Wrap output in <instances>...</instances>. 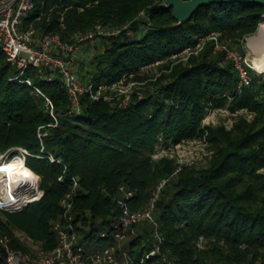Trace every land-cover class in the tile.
I'll list each match as a JSON object with an SVG mask.
<instances>
[{"label": "trees", "instance_id": "16d2710c", "mask_svg": "<svg viewBox=\"0 0 264 264\" xmlns=\"http://www.w3.org/2000/svg\"><path fill=\"white\" fill-rule=\"evenodd\" d=\"M32 1L35 10L28 24L65 41L98 24L132 23L131 34L101 38L103 52L90 62L91 69L80 72L95 86L131 73L133 80L145 81L147 75L138 73L141 66L169 61L143 87V98L133 95L124 107L84 97L78 114L70 112L60 78L49 82L29 68L22 80L30 79L52 102L58 119L52 127L46 99L27 83L10 81L19 72L0 48V154L26 150L25 165L38 178L34 189L40 178L43 191L20 213L0 212V238L7 236L13 249L30 253L16 237L18 230L40 249L53 250L58 244L53 223L61 218L60 203L76 177L72 223L89 249L114 247L120 261L121 252H127L138 262L152 249L157 232L163 238L162 254L176 264H264V78L251 71L252 84L239 92L233 65L213 52L212 42L185 63L170 61L212 32L231 48L240 45L257 31L264 5L212 2L178 23L165 0ZM217 109L246 111L253 118L239 117L231 129L204 125L207 113ZM40 127L47 133L42 140ZM202 139L213 151L205 167L185 166L173 176V160L153 158L161 146ZM42 147L61 164L38 158L44 157ZM61 176L66 182L59 181ZM169 176L153 220L142 223L149 224V232L132 237L121 251L122 241L112 234L121 217L119 201L138 210ZM126 192L132 197L127 199ZM105 231L109 236L100 238ZM147 264H160V256Z\"/></svg>", "mask_w": 264, "mask_h": 264}, {"label": "built area", "instance_id": "2783aa9c", "mask_svg": "<svg viewBox=\"0 0 264 264\" xmlns=\"http://www.w3.org/2000/svg\"><path fill=\"white\" fill-rule=\"evenodd\" d=\"M34 10L35 6L32 0H0V48L5 53L7 60L15 66L19 72L16 76L11 78L10 81L27 83L46 99L50 114L54 119V123L50 124L52 127H56L58 124V119L53 112L52 102L32 84L30 79L22 80L29 68H34L39 77L49 82L54 81L56 78H60L62 86L69 96L70 112L78 114L80 113L81 100L84 97H89L94 101L103 100L112 103L118 102L120 106L124 107L131 103L133 95L143 98L144 95L140 94L138 90L142 89L149 81H155L161 74L158 70L159 66L169 61L158 60L141 66L138 71L140 74H146L148 71L152 70L158 72L155 77L147 78L145 81L139 82L133 80L135 73H131L123 75L119 81L113 84H100L95 86L92 82L84 81L77 74L76 62L80 49L84 44L94 43L97 39L115 37L124 32L131 34L132 23H126L120 26H103L98 24L87 32H77L73 34L69 40L65 41L59 34L39 32L34 27L33 23L28 24ZM143 16L144 13H141L140 17ZM37 19L39 20L40 18L38 17ZM208 42L213 43V52L224 54L225 60L230 61L233 65L238 76L237 90L241 92L245 88H248L253 82L251 71L257 72L254 65L246 54L222 43L218 33L212 32L206 36L199 37L197 43L193 47H187L181 53L172 55L170 61H174V63H185L191 56L198 55ZM222 110L225 111L228 109H217L208 112L203 124L211 126L210 124H206L207 116L211 112ZM238 112L240 111L235 113ZM42 129L43 127H40L38 133L40 140L47 135L46 132H41ZM200 141H203V143L210 148L205 139ZM182 144L168 148L161 146L157 149L153 158L159 160L166 157L160 155L161 152L159 149L164 152L175 149ZM41 152L44 157L38 156V158H47L52 163L57 162L61 164V160H57L51 153H46L43 147ZM11 153L19 154V157L23 158L24 163L26 156L29 155L26 150L20 148L10 150L4 155H9ZM212 154L213 151L211 150L210 157ZM176 165L177 168L173 176L185 166H199L196 162L182 161H179ZM173 176L163 179L153 192L150 200L138 210H131L127 202L119 201L121 217L119 223L116 224L112 230V234L116 239L123 241L127 237L128 232L131 231V228L138 224L153 220L156 203L160 193ZM59 181L61 183L66 182L63 176L59 178ZM39 186L40 180L37 190L28 192V196H31V198L20 203L7 202L0 205V212H22L29 204L43 196V191ZM77 188L78 178L73 177L72 191L67 194L60 203L62 208L61 218L53 223V230L58 238V244L53 250L44 251L39 249L34 254L23 252L13 249L10 246V239L7 236H3L0 238V264H147L149 260L158 258L159 256L160 264H176L175 261L162 254L163 238L157 232L154 233V244L152 249L145 253L138 262H133L131 256L127 252H121L122 261H120L115 255L114 247L90 251L86 243L80 242L79 236L72 223V197ZM121 190L125 192L123 188H121ZM132 195L131 192L125 193L127 199L132 197ZM108 236L109 232L105 231L100 235V238L103 239ZM27 241L31 243L34 242L29 237H27Z\"/></svg>", "mask_w": 264, "mask_h": 264}, {"label": "rangeland", "instance_id": "374dc122", "mask_svg": "<svg viewBox=\"0 0 264 264\" xmlns=\"http://www.w3.org/2000/svg\"><path fill=\"white\" fill-rule=\"evenodd\" d=\"M257 35H258V32H255L252 36L247 37L243 42H241L240 45L233 44V47L240 52L243 51L242 53L248 56V58L251 60L252 64L254 65V68L256 70H260V68L257 66L259 68L258 69L256 65L254 64V59H255L254 50L250 46V40L256 37ZM103 50H104V46H103L102 39H97L94 43L84 44V46H82V48L80 49L78 53L79 56L76 62L77 74L79 75V74L85 73V71H87L88 69H91L90 62L94 59L95 56L101 54ZM262 52H264V50ZM261 70H264V69H261ZM256 73L258 76L264 78V73H260V74L258 72ZM157 74L158 72L155 70L148 71L146 73L148 78H153ZM81 78H83V76ZM138 92L143 95L145 94L143 88L138 90ZM239 117H244L248 121L252 120L253 118L252 115L244 111H240L235 114H233L229 110L214 111V112H211L207 116L206 124H210L211 126H224L227 129H231ZM159 151L161 152L160 155H163L164 157L166 156L165 158L173 160L175 164L178 163L179 161L196 162V164L199 165L198 167L207 166L206 163L209 160L210 155H211L210 148H208V146L205 145L203 141H200V140L184 143L178 146L177 148L170 149L168 151L163 152L161 149H159ZM14 157H19V154L17 153H11L9 155L0 154V162L10 160ZM37 181H38V178H37ZM37 181L31 186L28 192L34 191L38 188L37 187L36 189H34V186L37 183ZM29 198H31V196H28V193H27V200ZM149 230H150L149 224H141V225L136 226L135 228L134 227L131 228L130 234L127 235V237L121 243H119V249L121 251H124L129 241L132 239V237L137 236V235H144L146 232H149ZM15 235L21 242L27 245V247L30 250V253L34 254L40 249L37 243L28 242L27 236L21 231L15 230ZM200 245L203 246V243H200ZM97 249L98 248L90 249V251H94Z\"/></svg>", "mask_w": 264, "mask_h": 264}, {"label": "bare ground", "instance_id": "6f19581e", "mask_svg": "<svg viewBox=\"0 0 264 264\" xmlns=\"http://www.w3.org/2000/svg\"><path fill=\"white\" fill-rule=\"evenodd\" d=\"M257 32L258 35L250 40V46L254 50V64L260 68L256 71H264L261 70L264 69V58L260 57L264 54V16ZM36 181L37 176L26 167L23 158L0 162V205L27 201V193Z\"/></svg>", "mask_w": 264, "mask_h": 264}, {"label": "water", "instance_id": "95a60500", "mask_svg": "<svg viewBox=\"0 0 264 264\" xmlns=\"http://www.w3.org/2000/svg\"><path fill=\"white\" fill-rule=\"evenodd\" d=\"M235 1L252 2L264 5V0H165V3L167 7H171L173 9L174 19L178 23H183L188 21L191 16L196 12V10H198L201 6L210 4L212 2L228 3ZM260 57L264 58V54L262 53Z\"/></svg>", "mask_w": 264, "mask_h": 264}]
</instances>
